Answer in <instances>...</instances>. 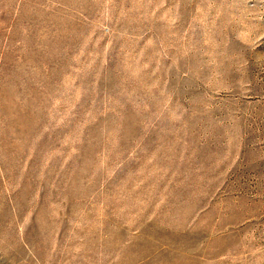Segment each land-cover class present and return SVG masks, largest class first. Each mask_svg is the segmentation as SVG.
Instances as JSON below:
<instances>
[{
    "label": "rangeland",
    "instance_id": "374dc122",
    "mask_svg": "<svg viewBox=\"0 0 264 264\" xmlns=\"http://www.w3.org/2000/svg\"><path fill=\"white\" fill-rule=\"evenodd\" d=\"M0 264H264V0H0Z\"/></svg>",
    "mask_w": 264,
    "mask_h": 264
}]
</instances>
